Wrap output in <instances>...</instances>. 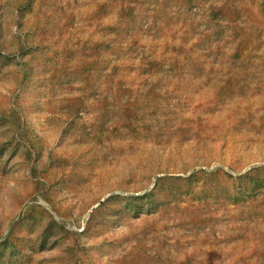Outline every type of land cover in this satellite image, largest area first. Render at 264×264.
<instances>
[{"label":"rangeland","instance_id":"rangeland-1","mask_svg":"<svg viewBox=\"0 0 264 264\" xmlns=\"http://www.w3.org/2000/svg\"><path fill=\"white\" fill-rule=\"evenodd\" d=\"M0 264H264V0H0Z\"/></svg>","mask_w":264,"mask_h":264}]
</instances>
